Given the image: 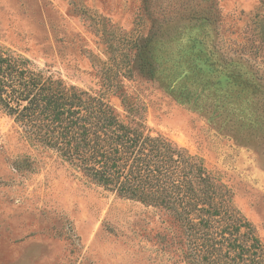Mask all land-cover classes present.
<instances>
[{"label":"rangeland","instance_id":"1","mask_svg":"<svg viewBox=\"0 0 264 264\" xmlns=\"http://www.w3.org/2000/svg\"><path fill=\"white\" fill-rule=\"evenodd\" d=\"M0 47L200 158L264 245V0H0ZM166 227L0 109V264H184Z\"/></svg>","mask_w":264,"mask_h":264},{"label":"trees","instance_id":"2","mask_svg":"<svg viewBox=\"0 0 264 264\" xmlns=\"http://www.w3.org/2000/svg\"><path fill=\"white\" fill-rule=\"evenodd\" d=\"M71 90L0 47V109L27 136L48 141L86 183L156 211L184 264H264L253 226L200 158L123 124L100 95Z\"/></svg>","mask_w":264,"mask_h":264}]
</instances>
